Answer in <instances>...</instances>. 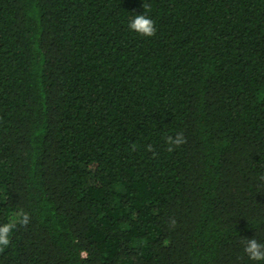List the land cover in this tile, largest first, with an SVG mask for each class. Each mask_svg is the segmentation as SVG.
Here are the masks:
<instances>
[{
  "label": "trees",
  "instance_id": "16d2710c",
  "mask_svg": "<svg viewBox=\"0 0 264 264\" xmlns=\"http://www.w3.org/2000/svg\"><path fill=\"white\" fill-rule=\"evenodd\" d=\"M4 225L0 264H264V0H0Z\"/></svg>",
  "mask_w": 264,
  "mask_h": 264
},
{
  "label": "clouds",
  "instance_id": "9594fccd",
  "mask_svg": "<svg viewBox=\"0 0 264 264\" xmlns=\"http://www.w3.org/2000/svg\"><path fill=\"white\" fill-rule=\"evenodd\" d=\"M128 28L130 31L144 37H153L157 31L155 21L145 13L134 15L128 23ZM184 142L185 138L182 133L176 134L174 138L168 136L166 140V143L169 145V151L173 150V146L178 147ZM28 222V216L26 214L23 215L20 223L27 225ZM12 227V225H4L0 227V246L6 247L9 245L10 241L8 233L11 231ZM243 243V251L250 260L264 261V244L258 242L254 237L251 239H245Z\"/></svg>",
  "mask_w": 264,
  "mask_h": 264
}]
</instances>
